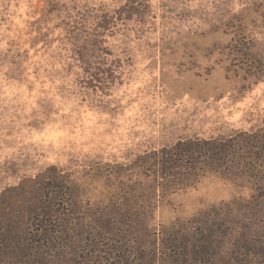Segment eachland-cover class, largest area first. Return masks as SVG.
<instances>
[{"label":"rangeland","instance_id":"rangeland-1","mask_svg":"<svg viewBox=\"0 0 264 264\" xmlns=\"http://www.w3.org/2000/svg\"><path fill=\"white\" fill-rule=\"evenodd\" d=\"M241 133L252 154L166 193L136 161ZM7 204L0 264H264V0H0Z\"/></svg>","mask_w":264,"mask_h":264},{"label":"trees","instance_id":"trees-1","mask_svg":"<svg viewBox=\"0 0 264 264\" xmlns=\"http://www.w3.org/2000/svg\"><path fill=\"white\" fill-rule=\"evenodd\" d=\"M262 134L263 132H260V130L258 131V133H252L250 134V137L252 139H250L249 135L248 137L241 138V133L223 139L189 138L186 140H179L170 147H163L160 150H154L152 152L145 153L144 155H140L136 161L137 163L139 162V165L142 164L144 167H146L149 171L148 173H150V175H153V180L157 181V186L155 187L154 192L156 193L158 191V187H161L162 193H166L168 187L173 184H178V180H180V178L189 177L195 171L194 169L197 168L198 165H200V167H203L204 170H228L232 166L234 157L237 154L239 155L240 147L242 149H245L246 152L250 151L252 154L253 151L249 149L254 147L252 145H256L255 148L257 149L254 150V153L257 156L255 155L254 158L260 161L261 156H259V153L263 148V146H261L263 140H261V138L259 139V142L255 135L263 136ZM249 139L252 140L254 144L250 145ZM256 142H258V147ZM250 156L246 155V157L248 158H250ZM9 209L10 206L8 204L6 205V207H2L0 205V228H4L2 231H0L1 235H5V233L7 232H14L13 227L17 223L16 217L11 216L12 213L9 212ZM195 218L199 220L202 217L195 216ZM141 222L143 221L141 220ZM26 226L28 233H30L28 237L33 236V238L27 237L26 239H28V241H34L32 245L27 244L28 248L36 249L40 248L37 245L42 246L45 244L54 246L56 243L55 240L59 239V237H56V232H54V230H52L51 228L49 229L46 224L45 226H41V228L35 229L30 227L31 224L29 226V224L27 223ZM112 229L113 228H111V230ZM106 230H108V228H106ZM44 231H48L49 234L45 233ZM209 242L210 241L206 243ZM206 243H204L205 245H202L199 249H195V247H193L192 251L200 252L204 255L210 254L211 252H213L216 245L213 246L212 243L210 245H206ZM183 254L184 253L180 252H178V254H175V256L174 254H171L170 258L177 257L176 262L184 264L185 262L181 258Z\"/></svg>","mask_w":264,"mask_h":264}]
</instances>
